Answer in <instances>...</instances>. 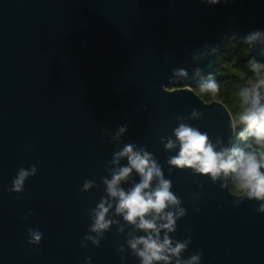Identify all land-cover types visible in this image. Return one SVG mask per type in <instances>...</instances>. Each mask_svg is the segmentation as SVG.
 Masks as SVG:
<instances>
[{"label":"water","instance_id":"obj_1","mask_svg":"<svg viewBox=\"0 0 264 264\" xmlns=\"http://www.w3.org/2000/svg\"><path fill=\"white\" fill-rule=\"evenodd\" d=\"M258 29L264 0H0V264H86L87 257L91 264H140L127 248L118 252L127 228L121 235L114 225L100 247H81L88 210L105 194L106 165L127 143L154 154L182 199L187 214L173 238L191 235L184 258L199 251L200 264H264L258 203L236 207L219 182L169 173L175 151L160 141L173 135L174 117L196 109L203 118L187 123L213 141L234 143L228 108L194 92L192 69L211 74L229 37L243 40ZM205 42L218 52L196 65L191 55ZM251 55L264 62L259 47ZM173 68L189 72L180 83L191 89L170 83ZM123 125L119 147L101 133ZM30 165L38 172L25 191L10 193L18 170ZM85 179L100 187L81 192ZM29 229L43 233L39 245L28 244Z\"/></svg>","mask_w":264,"mask_h":264},{"label":"clouds","instance_id":"obj_2","mask_svg":"<svg viewBox=\"0 0 264 264\" xmlns=\"http://www.w3.org/2000/svg\"><path fill=\"white\" fill-rule=\"evenodd\" d=\"M204 2L216 5L221 0ZM243 44L248 46L250 53L259 47L260 54L264 55V30L248 33ZM217 52L216 46L205 42L192 53L191 61L199 65ZM202 72L199 66L192 69L191 78L197 81L195 88L199 94L209 95L215 100L221 91V83L214 75L205 76ZM189 78L185 68H173L169 79L172 85H188L191 89V85L180 83ZM243 80L236 92V110L227 111L232 135L244 142L242 146L234 143L226 146L220 137L213 141L206 131L187 123L203 118L204 114L196 109L187 116L174 117L178 126L173 129V135L162 136L160 141L165 151H175V155L166 161L169 173L174 169L189 171L210 179L213 184L219 182L220 188L227 189L234 198V206L239 207L245 200L256 201L258 207L255 211L264 214V62L251 56L247 60ZM126 131L127 125L118 127L115 134L107 128L101 129L102 134L111 137L109 142L118 147ZM125 160L127 163L122 164ZM105 171L107 175L101 178L105 194L94 208L88 210L91 223L81 247L87 248L86 242L100 247L105 233L115 225L121 235L125 234L126 228L129 229L118 252L123 253L127 248L140 264H200L202 252L188 258L183 255L192 242L191 235L184 240L173 238L177 222L186 216L187 210L182 207V199L172 191V181L165 177L153 153L134 143L124 144L113 152ZM37 172L35 165L27 169L21 167L8 191L24 192L26 180ZM134 176L139 177L138 182ZM129 183L131 186L125 189L123 185ZM198 186L204 187L202 183ZM94 187L100 185L85 179L80 191L88 192ZM42 238L43 233L39 229L28 230V244L39 245ZM86 264H91V257L86 258Z\"/></svg>","mask_w":264,"mask_h":264},{"label":"trees","instance_id":"obj_3","mask_svg":"<svg viewBox=\"0 0 264 264\" xmlns=\"http://www.w3.org/2000/svg\"><path fill=\"white\" fill-rule=\"evenodd\" d=\"M251 56L248 46L244 45L243 40L237 36L229 37L217 56L216 66L211 74L221 83V91L215 100L225 104L229 111L234 112L236 110L237 88L244 83L243 76L246 71V63ZM193 90L205 102L214 100L209 95L199 94L195 87ZM243 143L236 138L234 140V144L239 146H242Z\"/></svg>","mask_w":264,"mask_h":264}]
</instances>
